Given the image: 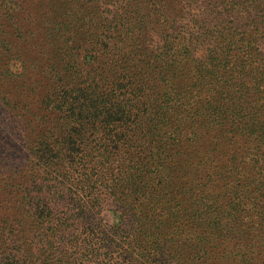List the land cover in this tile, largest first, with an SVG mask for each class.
Instances as JSON below:
<instances>
[{
  "label": "trees",
  "instance_id": "trees-1",
  "mask_svg": "<svg viewBox=\"0 0 264 264\" xmlns=\"http://www.w3.org/2000/svg\"><path fill=\"white\" fill-rule=\"evenodd\" d=\"M0 264H264V0H0Z\"/></svg>",
  "mask_w": 264,
  "mask_h": 264
}]
</instances>
